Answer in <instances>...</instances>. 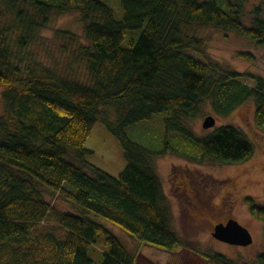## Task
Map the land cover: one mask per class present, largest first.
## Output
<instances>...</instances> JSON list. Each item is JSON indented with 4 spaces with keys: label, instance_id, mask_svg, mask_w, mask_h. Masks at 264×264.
I'll return each mask as SVG.
<instances>
[{
    "label": "trees",
    "instance_id": "16d2710c",
    "mask_svg": "<svg viewBox=\"0 0 264 264\" xmlns=\"http://www.w3.org/2000/svg\"><path fill=\"white\" fill-rule=\"evenodd\" d=\"M119 2L121 17L105 0H0V20L13 15L14 26L24 31L21 48L52 14L71 11L81 15L87 41L57 31L77 43L82 77L23 68L14 61L10 28L0 26V264H135V253L92 215L141 244L178 251L184 243L172 225L156 159L173 153L232 164L252 156L253 143L235 125L195 133L191 123L205 102L226 116L252 100L254 122L264 130V77L224 68L208 55L210 38L202 35L208 28L233 32L264 49L261 4L246 23V0ZM127 30L140 31L129 46ZM157 114L164 115L163 146L153 149L129 136L130 127ZM98 121L122 146L126 166L118 176L90 160L86 142ZM46 191L75 209L55 210ZM246 202L264 223V205L250 197ZM204 256L207 264H233L222 254ZM251 264H264V252Z\"/></svg>",
    "mask_w": 264,
    "mask_h": 264
},
{
    "label": "rangeland",
    "instance_id": "374dc122",
    "mask_svg": "<svg viewBox=\"0 0 264 264\" xmlns=\"http://www.w3.org/2000/svg\"><path fill=\"white\" fill-rule=\"evenodd\" d=\"M114 9L117 17H121L119 0H105ZM264 0H246L243 19L249 23L251 13ZM21 10L27 11L21 5ZM28 15V14H26ZM27 17V16H26ZM17 22L13 15L6 13L0 20V26L9 29V40L15 63L30 67H49L62 74L82 77L85 70L76 58L77 43L68 42L57 36L58 30H69L76 39L87 43L81 15L76 11L64 14H52L45 28H36L33 40L24 47L18 40L24 31L14 26ZM140 31H126L124 44L130 45V37L135 40ZM202 35L210 38L207 53L225 67L236 68L241 72L264 77V49L240 35L217 30L205 29ZM239 53H248L251 58L245 59ZM250 85L254 80L243 78ZM3 85L0 84V114L3 113ZM255 103L249 100L236 107L230 114L219 116L209 102L201 108V114L191 123L197 135L210 133L217 126L235 125L241 128L254 146L252 156L239 163H219L210 159L203 162L191 161L185 157L168 153L156 159V171L162 181L172 211V225L184 243L176 251H166L149 244H141L133 239L119 226L102 217L96 218L115 233L131 252L135 253V264H207L204 254H222L233 264H251L255 256L264 252V223L250 212L246 198L250 197L264 205V130L254 122ZM208 115L216 117V125L205 129L203 121ZM111 116H113L111 114ZM163 114H157L152 120L141 122L128 129L127 133L136 141L150 148H159L164 140L165 129ZM86 148L93 154L90 160L109 173L118 176L126 166L123 149L118 139L98 121L86 142ZM46 199L58 211L74 210L68 202L51 192H45ZM235 219L246 227L253 237L250 245H232L213 236L217 224L227 223ZM52 221L49 220L48 222ZM95 259V258H94ZM100 260H96L98 263Z\"/></svg>",
    "mask_w": 264,
    "mask_h": 264
},
{
    "label": "water",
    "instance_id": "95a60500",
    "mask_svg": "<svg viewBox=\"0 0 264 264\" xmlns=\"http://www.w3.org/2000/svg\"><path fill=\"white\" fill-rule=\"evenodd\" d=\"M217 119L213 115H208L203 121L205 129L216 125ZM213 236L218 240L232 244L247 246L253 242L250 231L235 219H230L227 223L217 224L214 228Z\"/></svg>",
    "mask_w": 264,
    "mask_h": 264
}]
</instances>
